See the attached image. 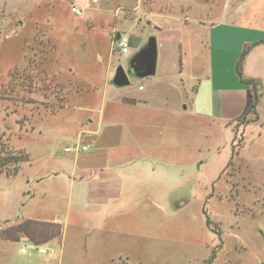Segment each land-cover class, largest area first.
<instances>
[{"label": "rangeland", "instance_id": "rangeland-1", "mask_svg": "<svg viewBox=\"0 0 264 264\" xmlns=\"http://www.w3.org/2000/svg\"><path fill=\"white\" fill-rule=\"evenodd\" d=\"M222 3L213 0V10ZM137 5L0 0V136L29 157L17 176L0 174V264H235L243 231L264 226V87L258 120L224 128L191 109L209 70L203 55L186 51L182 74L165 80L159 73L130 75V86H115L118 67L128 70L151 36L161 45L197 28L157 17L141 22L138 9L119 10ZM118 34L129 36L128 53L116 47ZM131 93L144 95L146 104L115 109L118 126L106 135L98 116L119 108L118 101L131 102L125 99ZM139 117L143 129H130ZM90 119L95 136L82 134L92 128ZM77 145L87 150L66 151ZM85 158L94 161L91 176L114 180V193L90 196ZM29 219L60 226V237L37 246L47 254L27 236L1 238L2 230ZM46 225L38 226L41 234L56 230Z\"/></svg>", "mask_w": 264, "mask_h": 264}, {"label": "crops", "instance_id": "crops-1", "mask_svg": "<svg viewBox=\"0 0 264 264\" xmlns=\"http://www.w3.org/2000/svg\"><path fill=\"white\" fill-rule=\"evenodd\" d=\"M94 1L97 2L98 0ZM119 1L123 2L125 0ZM222 1L223 3L217 12L213 10V0H162L160 2L157 0H137L138 5L136 8L133 6H120L119 10L123 9L124 14H126L131 9H138L140 11L138 18L141 22L145 19L151 20L157 17L161 20H172L176 23L185 21L197 25L192 34L187 32L189 28L184 33H182L183 31L178 32L181 38H174L176 36L174 35L169 39H162L161 45L158 43L157 74L159 73L163 80L171 75L182 74L180 67L183 54L185 53V56L186 51H189V54H193L194 57L196 54L200 57L203 55L202 66L206 67L207 65L209 70L199 79L196 86L191 104L193 115L202 120L218 122L224 128H228L242 118L250 103L248 89L235 74L240 55L247 45L255 46L246 58L244 77L258 80L264 87V43H261L264 39V0ZM147 7L149 9H146ZM169 8L172 12H169ZM217 14L216 17H219V19L213 20ZM124 18L127 19L126 16ZM140 47L139 49L142 48ZM200 70L202 71V69ZM142 88L140 86V89ZM143 96H132L131 93L125 98L131 100V102L118 101L120 103L119 108L106 107L105 112L101 113L97 119L99 126L106 124V135H109L111 129L118 126L115 124L117 119L113 117L115 109L120 110V107L124 105L126 107L144 106L146 100ZM261 102L260 99V105ZM136 121L139 126H133L132 124L127 126L130 129L131 127L139 130L143 129L145 126L144 119L139 117ZM87 125L92 127L96 125V122L94 119H90ZM126 131L128 132V129ZM98 132L99 130L96 131V128L92 127L88 132L82 134L95 136ZM131 132L133 133V130ZM140 148H143V146H140ZM76 156H78V153H76ZM93 165L92 158H85V162L81 164V173L90 177L89 180L92 181L90 196L104 198L114 193L115 186L112 184L114 180L108 177L104 178L101 175L100 177L91 176L94 168H90ZM241 233L242 229L239 230L238 237L241 236ZM243 233H245V236L243 234L242 241H239L243 253L236 259L235 264H264V226H248ZM246 250H248L249 255H243ZM257 254L261 255L258 258L259 260L256 259Z\"/></svg>", "mask_w": 264, "mask_h": 264}, {"label": "trees", "instance_id": "trees-1", "mask_svg": "<svg viewBox=\"0 0 264 264\" xmlns=\"http://www.w3.org/2000/svg\"><path fill=\"white\" fill-rule=\"evenodd\" d=\"M264 43V39L261 41ZM131 44V40H130ZM255 45H247L237 63V74L243 83V85L248 89L250 103L249 106L242 116L240 122L241 124H249L250 117H253L255 121L258 120V106L260 104L261 93L260 90L262 88V83L256 79H247L244 77V64L246 61L247 56L253 50ZM253 121V122H255ZM236 139V136L234 140ZM8 141L4 140V135L0 136V174L5 173L9 177L17 176L21 172V165L29 160L28 155L23 154L21 152L12 151L11 148L8 146ZM235 156V151L233 150V159ZM233 160L231 161L230 165H232ZM43 224H49L50 228H55V231H50L47 229L43 234L39 232L38 226ZM20 236H27L30 241L36 245L40 246L42 244L49 243L52 240L57 239L61 236V228L59 225L55 223H48V222H38L33 220H26L20 224H17L15 227H12L8 230L1 231V238L7 241L19 242ZM38 236V238H37ZM44 237V238H39Z\"/></svg>", "mask_w": 264, "mask_h": 264}, {"label": "water", "instance_id": "water-1", "mask_svg": "<svg viewBox=\"0 0 264 264\" xmlns=\"http://www.w3.org/2000/svg\"><path fill=\"white\" fill-rule=\"evenodd\" d=\"M117 35V40L120 39ZM158 41L155 36H151L148 42L137 52L126 70L123 66H119L113 84L117 87H127L131 85L130 74L138 79H146L155 77L158 68Z\"/></svg>", "mask_w": 264, "mask_h": 264}, {"label": "built area", "instance_id": "built-area-1", "mask_svg": "<svg viewBox=\"0 0 264 264\" xmlns=\"http://www.w3.org/2000/svg\"><path fill=\"white\" fill-rule=\"evenodd\" d=\"M72 12L74 14H77V15L82 14L81 10L78 7H73ZM115 42H116L115 43L116 47L119 49V51H121L123 53H126L129 51V49H130V38L128 35L121 34L120 39L119 40L116 39ZM86 150H87V147H81L80 145L75 146L74 149H70V148L66 149V151H68V152L74 151L76 153H80V152L86 151ZM34 248H36L40 254H47L48 253V250L46 248L37 247V246H35ZM22 252L24 254H26V253H28V249L24 248L22 250Z\"/></svg>", "mask_w": 264, "mask_h": 264}, {"label": "flooded vegetation", "instance_id": "flooded-vegetation-1", "mask_svg": "<svg viewBox=\"0 0 264 264\" xmlns=\"http://www.w3.org/2000/svg\"><path fill=\"white\" fill-rule=\"evenodd\" d=\"M130 75H132V74H130Z\"/></svg>", "mask_w": 264, "mask_h": 264}]
</instances>
